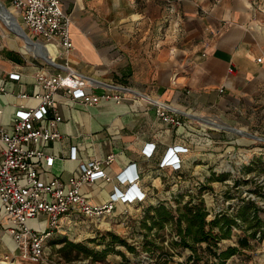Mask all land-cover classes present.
<instances>
[{"label":"crops","instance_id":"obj_1","mask_svg":"<svg viewBox=\"0 0 264 264\" xmlns=\"http://www.w3.org/2000/svg\"><path fill=\"white\" fill-rule=\"evenodd\" d=\"M61 2L71 14L75 49L66 60L59 57L62 48L47 47L28 35L19 13L8 0H0V88L10 93L0 92V127L11 128L19 92H38L32 84L38 67L53 74L74 71L91 83L90 92L109 90L123 99L120 104L103 101L86 108L57 97L62 118L59 129L65 139L63 144L43 146L57 158L52 168L42 172L44 182L56 177L67 184L81 163L93 158L104 162L114 154L110 165L103 164L112 182L98 180L84 186L81 193L92 205L106 204L116 188L128 190V185H119L117 177L137 173L138 187L148 197L143 203H118L119 211L150 202L151 193L165 191L167 172L179 179L198 175L207 167L204 161L235 150V135L253 139L246 129L258 126L264 116V0ZM9 20L33 41V51L20 28L19 32L12 30ZM40 53L55 65L39 58ZM66 61L68 69H63ZM12 73H20L25 84L9 79ZM157 103L177 115L183 125L161 122L156 116ZM147 145L155 146L151 158L143 153ZM175 146L190 149L179 154L185 160L184 168H161L167 151ZM70 148H76L75 161L68 158ZM3 216L0 202V221ZM6 238L15 245L3 235L0 259L16 250Z\"/></svg>","mask_w":264,"mask_h":264},{"label":"built area","instance_id":"obj_2","mask_svg":"<svg viewBox=\"0 0 264 264\" xmlns=\"http://www.w3.org/2000/svg\"><path fill=\"white\" fill-rule=\"evenodd\" d=\"M8 1L12 9L19 13L28 35L32 34L47 47L62 48L59 57L64 60L75 50L70 31L71 14L64 11L62 0ZM261 11L264 12V7ZM38 57L55 65L54 60L46 56L38 54ZM61 67L68 69L67 61ZM9 79L25 84L20 73L10 74ZM32 84L38 92H19L11 128L0 127V202L4 211L0 221V239L8 235L14 240L16 250L12 259L19 257L35 264H47L46 244L60 230L63 220L82 216L98 222L112 217L117 212L118 203L127 206L143 203L148 196L138 187L140 175L133 172L117 177L119 185H128V190L123 192L116 188L106 204L92 205L81 193L84 186L98 180L112 182L113 179L103 170V164L110 165L115 160L114 154L108 155L104 162L93 158L81 163L67 184L56 177L48 183L44 182L42 172L52 168L57 158L43 146L53 142L63 144L65 139L59 129L62 118L57 97L91 108L103 101L114 100L120 104L123 96L109 90L101 94L90 92L91 83L70 70L66 74H53L38 67ZM0 92L10 95L2 87ZM155 106L156 116L161 122L173 127L183 125V121L165 105L157 103ZM189 150L184 146L170 148L160 167L182 170L185 160L179 154H187ZM154 151V145H147L143 153L151 158ZM68 158L77 160L76 148H70ZM196 187L200 188V184ZM40 217L48 219L49 226L44 233L27 225ZM8 258L5 257L6 260ZM6 260L0 264H6Z\"/></svg>","mask_w":264,"mask_h":264},{"label":"rangeland","instance_id":"obj_3","mask_svg":"<svg viewBox=\"0 0 264 264\" xmlns=\"http://www.w3.org/2000/svg\"><path fill=\"white\" fill-rule=\"evenodd\" d=\"M246 131L264 138V116L261 117L258 126H251ZM235 136L237 140L235 150L204 161L203 166L207 167H203L204 171L198 175L191 173L187 179L183 176L179 179L175 173L167 172L163 180L169 182V185L160 194L151 193L150 202L126 207L115 212L112 217L98 222L82 216L63 220L60 230L46 244L47 264H187L191 252L173 244L179 241L174 224H168L162 230L156 228L148 233L142 222L153 215L152 212L149 213V208L161 202L176 210L178 205H183L190 197H195L197 201L196 196L199 195L197 184L205 190L201 199L204 200L209 212L208 220L219 214L230 218L236 216L243 200L259 206L262 211L260 215L264 217V141ZM222 175H225V178L220 181L218 176ZM211 177L214 181L208 182ZM193 188L196 190L190 193L193 192ZM186 196L188 198H185ZM147 222L149 224V221ZM237 224L229 239L222 240L217 245L197 246L201 260L196 263L211 264L215 262L216 252L232 246L238 248L240 252L229 259L227 264H264V239L254 241L247 238L248 223L237 219ZM27 225L40 233L46 232L49 226L45 217L29 221ZM215 233L220 234L218 230ZM111 235L118 236L135 248V251L131 252L122 244L113 245ZM5 241L10 248L16 247L9 239L6 238ZM69 242L86 246L97 255L89 259L73 249H68L63 254L58 253V250ZM105 250H110L106 257L102 256ZM67 253L70 261L64 258ZM5 260L3 257L0 262ZM6 264L35 263L25 258L12 259L10 256Z\"/></svg>","mask_w":264,"mask_h":264},{"label":"trees","instance_id":"obj_4","mask_svg":"<svg viewBox=\"0 0 264 264\" xmlns=\"http://www.w3.org/2000/svg\"><path fill=\"white\" fill-rule=\"evenodd\" d=\"M218 178L223 180L225 175L218 176ZM213 177H211L208 182H213ZM199 195L195 197H190V200L185 202L183 205H178L176 210H173L165 202H161L156 206L149 208V213H153L143 220V227L149 233L154 229L162 230L168 224L175 225V231L179 237L178 242L173 244L176 247L188 249L191 252L189 256V262L187 264H197L201 260L197 253V246L202 244H219L222 240L229 239L232 236L233 229L236 228L237 219H241L243 222L248 223L246 231L249 232V239L262 241L264 239V217L260 215L261 209L254 202L242 201L239 210L234 217H228L225 215H215L212 220H208L209 212L202 198L205 192L204 188L200 186L198 188ZM149 221V224L148 222ZM218 230L220 234H216L215 231ZM146 238L148 234L145 235ZM112 243L122 244V246L127 247L131 252L135 251V248L129 246L124 240L120 239L118 236L111 235ZM68 249H73L78 251V253L84 254L86 258L95 257L97 254L91 251L86 246L81 244L67 243L58 250V253L63 254ZM110 250H105L102 256L109 254ZM148 251V250H147ZM239 249L236 247L229 246L226 250L221 252H216L215 262L211 264H227L228 260L239 254ZM67 261L71 258L69 253L65 254L64 257ZM103 258V257H102ZM168 264V263H166ZM181 264V263H177ZM210 264V262H208Z\"/></svg>","mask_w":264,"mask_h":264},{"label":"water","instance_id":"obj_5","mask_svg":"<svg viewBox=\"0 0 264 264\" xmlns=\"http://www.w3.org/2000/svg\"><path fill=\"white\" fill-rule=\"evenodd\" d=\"M17 26H19V25H17ZM20 30H21V34H22L23 38L26 39L27 43H31L32 44L33 41L29 38V36L25 33V31H23L22 28H20ZM247 136L253 138L254 140L264 141V138H260L258 136H255V135H252V134H249V133H247Z\"/></svg>","mask_w":264,"mask_h":264},{"label":"bare ground","instance_id":"obj_6","mask_svg":"<svg viewBox=\"0 0 264 264\" xmlns=\"http://www.w3.org/2000/svg\"><path fill=\"white\" fill-rule=\"evenodd\" d=\"M9 25H10V27L12 28V30H14V31H18V29H19V27L16 25V23H15V21H11V20H9ZM20 30V29H19ZM19 32V31H18ZM20 35V34H19ZM31 46V44L30 43H28V49H31L32 50V48L30 47ZM34 46V45H33ZM33 51V50H32ZM47 52V51H46ZM41 54V53H40ZM47 56V55H46ZM219 129H225L224 127H220L219 126ZM233 131H235L236 133H239V132H237V130H233ZM243 134H245V133H243Z\"/></svg>","mask_w":264,"mask_h":264}]
</instances>
